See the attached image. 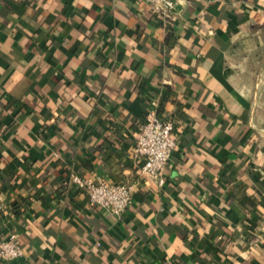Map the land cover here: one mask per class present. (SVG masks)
<instances>
[{
	"label": "crops",
	"instance_id": "1",
	"mask_svg": "<svg viewBox=\"0 0 264 264\" xmlns=\"http://www.w3.org/2000/svg\"><path fill=\"white\" fill-rule=\"evenodd\" d=\"M161 97L165 183L132 152ZM78 173L137 183L121 215ZM1 264H264V0H0Z\"/></svg>",
	"mask_w": 264,
	"mask_h": 264
},
{
	"label": "built area",
	"instance_id": "2",
	"mask_svg": "<svg viewBox=\"0 0 264 264\" xmlns=\"http://www.w3.org/2000/svg\"><path fill=\"white\" fill-rule=\"evenodd\" d=\"M153 13L162 18H174L178 13L179 0H144ZM161 97L154 98L146 107L144 121L139 125V134L132 155L141 160L139 177L165 183L167 169L180 136L177 119L163 111ZM71 184L85 194L92 205H98L114 214L121 215L134 202L137 183L115 182L103 177L88 178L78 173L70 175ZM24 255L19 234L11 232L0 238V264L21 258Z\"/></svg>",
	"mask_w": 264,
	"mask_h": 264
}]
</instances>
